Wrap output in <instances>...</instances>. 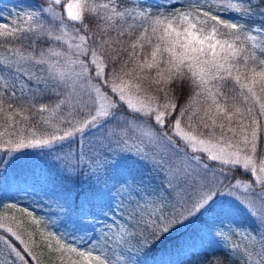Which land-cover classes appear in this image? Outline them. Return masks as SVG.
<instances>
[{
  "label": "snow or ice",
  "instance_id": "1",
  "mask_svg": "<svg viewBox=\"0 0 264 264\" xmlns=\"http://www.w3.org/2000/svg\"><path fill=\"white\" fill-rule=\"evenodd\" d=\"M61 5L64 14L57 11ZM223 13L247 19L243 23L229 20ZM89 14L104 24L111 22L113 28L117 20L121 27L127 24L129 36L140 27L129 45L131 51L124 46V31L105 39L108 29L97 24L96 32L89 35L90 25L85 23ZM259 14L264 17V10ZM255 15L252 0H204L171 17L153 15L142 5L118 10V5L92 0H41L36 7L10 12V19L0 23L3 44H18L31 34L67 47L66 51L49 48L38 56L8 47L7 55L0 58V72L12 81L9 85L0 77L4 88L0 115L5 127L20 124L15 117L36 107L38 100L52 101L40 102L38 107L40 120L50 130L41 134L28 128L27 136L7 141L0 132V189L8 184L18 195L31 187L27 177L34 176L35 169L24 163L26 150L55 151L65 145L79 146L87 136L92 140L87 152L65 154L70 160L66 179H80L87 188L71 212L67 198L56 201L70 232L49 231L44 217L15 202L5 203L3 194L0 208H18L31 217L41 234L46 232L55 241L50 251L68 254L71 264H113L106 251L113 242L127 249L120 264H161L157 259L161 255L169 258L165 264H227L222 257L205 260L195 249L198 242L212 240L213 235L227 242L226 222L237 206L251 213L249 197L264 203V156L257 158L264 126L256 112L258 107L259 117H264V40L251 34L264 36V20L250 29ZM0 19H5L2 13ZM137 20L143 24L137 25ZM145 45L151 48L150 59L143 52ZM125 54L129 59L117 69ZM129 61L134 67L125 70ZM152 71L155 76L146 74ZM229 80L239 88L237 95L224 91ZM146 81L164 94V103L158 95L147 93ZM173 84L180 87V95L187 87L183 104ZM29 95L31 99L26 100ZM16 100H26V104L17 108ZM199 112L203 116L198 131L192 120ZM186 115L189 130L184 126ZM23 121H28L26 115ZM135 165L147 167L157 179L162 175L163 180L154 184L150 178L138 179L132 174ZM237 172L248 180L230 179ZM117 185L121 186L116 192L119 199L113 208L110 193ZM254 186L261 191L256 192ZM109 212L113 217L117 212L121 215L106 226L103 243L100 237L95 242L83 236L67 239L94 231L91 221ZM15 223V217L0 216V230L7 234H0V242L13 258L8 264H30L27 257L36 260V254L23 234L13 229ZM113 225L117 226L115 240L110 235ZM226 250L231 257L236 246Z\"/></svg>",
  "mask_w": 264,
  "mask_h": 264
},
{
  "label": "rangeland",
  "instance_id": "2",
  "mask_svg": "<svg viewBox=\"0 0 264 264\" xmlns=\"http://www.w3.org/2000/svg\"><path fill=\"white\" fill-rule=\"evenodd\" d=\"M40 2L41 0H0V13H2L3 17L5 18L0 19V23L7 22L10 19V12H15L19 9L28 10L29 8L36 7L40 4ZM65 2H67V0H65ZM57 11L61 14H64L63 5L58 6ZM141 23L143 24V21H141L139 25H141ZM32 38L35 40V37ZM257 38L258 40H264V36H257ZM47 42L50 43V46L46 47L43 51H47L49 48H53L57 51H66V45L58 44L55 41ZM89 44L91 45L92 43L89 42ZM257 54L259 55V49H257ZM2 57H4V55H2L1 58ZM141 95H143V93H141ZM98 135L99 134H97V136ZM91 140L92 137L87 136L80 142L79 146L72 144L71 148H69L67 145H65L63 148L56 147L55 151H49L48 149H44L43 151L38 149L26 150L28 155L25 156L24 163L27 166L35 169V175H29L27 177V184L31 185V187H27L26 193L21 192L16 195L15 187L13 186L10 188L8 184H5L3 188L0 189V194L5 196L4 202H15L20 207H25L32 211L35 216L44 217L45 221L47 222V229L49 231L57 233L70 232V229L64 227V224L66 223V217L64 212L56 207V201L62 200L64 198L68 199L70 193L75 189L82 187L84 182L80 179H76L75 181L66 179V168L69 166L70 160L65 156V154L69 152L74 154H79L82 151L87 152L88 148L90 147ZM97 147L99 146L97 145ZM62 156H65V158L61 159ZM260 157L261 156H257L258 159ZM132 174L138 179L150 178L154 184H159V181L163 180L162 175L159 177V179H157L155 174L151 173L147 167L141 168L140 165H135L133 167ZM238 178L245 181L248 180L241 177ZM104 179L105 177L101 176V180ZM230 179L235 178L230 177ZM225 184H228V180L225 181ZM76 186L78 187L75 188ZM120 187V185H117L116 188L113 189L112 193H110V196L114 197V199L110 200L113 208L117 207L119 198L117 197L116 192ZM254 187L256 192L261 191L258 186ZM237 191L243 193V189H238ZM98 203L103 204L104 201H99ZM249 205L251 208V213L244 208L237 206V208L234 209L230 215L229 221L226 222L227 227L230 230L229 239L227 242L213 235L212 240L209 238V241L205 240L202 244L198 242L195 251L213 250L217 248L227 251L226 249H231L232 246L235 245L236 250L232 255L238 257L244 264H260V261L264 260V256L261 255L262 244H264V203L255 197H249ZM11 210L15 209L0 208V216H7L8 218L15 217L17 223L13 224V229L19 230L23 234L22 238L28 240L31 247L37 245V237L41 236L49 240L47 233L45 232L42 235L41 231L37 229V226L32 223L31 217L27 218L26 221L28 223L30 221V224L33 228H30L29 224H25L23 222L24 218H22L16 210L15 213L9 215ZM72 210L74 209L70 208L69 212ZM120 215V212H117L116 217H113L112 213L109 212L107 217H104L103 215L98 216L94 221H91L92 224L96 225L94 231H90L87 234H71L67 236V239L72 240L74 236H83L85 241L91 240L92 242H95V238L100 237L101 242L103 243L104 241L102 234L107 232L106 226L111 224L114 219L120 217ZM17 225L19 227H17ZM44 227V225L40 226L41 229ZM116 227V225H113V231L110 233L114 240L116 236ZM28 233L32 234L31 237L28 236ZM3 235L6 236V234ZM106 251H108L109 257L113 261V264H120L121 261L126 259L127 249L122 248L118 242H113L110 248L106 249ZM247 253H251V256L249 257ZM10 259L13 258L8 257L6 261H9ZM5 264H8V262ZM17 264H19V262H17ZM33 264H37V260H33Z\"/></svg>",
  "mask_w": 264,
  "mask_h": 264
},
{
  "label": "trees",
  "instance_id": "3",
  "mask_svg": "<svg viewBox=\"0 0 264 264\" xmlns=\"http://www.w3.org/2000/svg\"><path fill=\"white\" fill-rule=\"evenodd\" d=\"M93 3L96 4H104V3H109V4H115L118 5V10H124L125 8L128 9H135L137 7V5H142L144 7L149 8V10L153 13V15H163V16H168L171 17L175 14H177L178 12L181 11H186L189 9L194 8L195 6L202 4L204 2V0H92ZM209 2H213V0H209ZM215 2H219V0H215ZM252 7L254 9V11L256 12V15L252 18V20L254 22H249V28H258L260 25V22L262 20H264V17H262L259 13L261 12V10H264V3H259L258 0H252ZM245 9H247V4H245ZM223 18L225 19H229V20H234L237 22H245V20L247 19L246 17H244L243 15H237L235 13H223L222 14ZM132 21L129 20L128 23H131ZM141 22V20H137L136 23L137 25H139V23ZM85 23L90 25V31L88 34H93L96 32V25L97 24H103V26L105 28L108 29V35H105V39H108L109 36L112 38H115L117 33L119 31H124L125 32V36L123 37V42H124V46L125 47H129V45L131 44V42L133 40L136 39V37L139 35V32L142 30L140 27H137L134 30V34L129 36L127 34V24L123 25V27H121V22L119 20L116 21V27H110V23L108 24H104L103 21H100L97 18H94L92 15H86L85 16ZM142 24V23H141ZM98 34V33H97ZM251 34L256 35V36H261L259 32H251ZM90 43H93V41H89ZM153 43H155V41H153ZM50 43H48L46 41V39L44 38H36L35 40H33L31 34L28 35V37L26 39L21 40L18 44H3L2 42H0V58L2 55H7L6 49L8 47H13V48H19L21 51L28 53V52H33L35 55H39V53L41 51H43L46 47H49ZM129 51H131V48L129 47ZM137 51H139V49H137ZM143 52L145 55H148V58L150 59V52H151V48L148 47L147 45H145ZM143 58V57H141ZM129 59L127 54L124 55L123 59L117 63L115 65V67L117 69H119L120 65L123 64L124 60ZM134 67V64L132 61H129L127 68L125 70H130ZM149 74L150 76H155V72L152 71L151 73H146ZM0 77H4L6 80H8V84L11 85L12 81L11 79L8 77V74L6 72H0ZM156 85H150L149 82H145V88L147 90V93L149 95H158L159 96V102L160 103H164V94L161 93H157L156 92ZM172 88L176 90V94L179 95V103L183 104L185 99H187L188 96V91H187V87L184 86V94L180 95V87L177 86L176 84L172 85ZM257 92L259 93V88L257 87ZM4 88H3V82L0 81V92H3ZM11 88L9 87L8 92L5 93V100L7 101V96L10 93ZM224 91L226 93H228L229 95H237L239 92V88L234 86L233 82L231 80L226 81L225 82V86H224ZM17 95L19 96V91L17 92ZM31 96L29 95L26 100H30ZM26 100H16L14 101V106L19 108L22 107L26 104ZM43 102L45 104H51L52 101L50 100H44V101H37L36 107H30L28 108L25 112L22 113L21 116H16L15 119L17 121H21L20 124L12 126V127H5L3 125V116L0 115V132L4 133L3 136V140L7 141L8 139H18L20 135H24L27 136L28 135V128H32L35 131H37L38 133H43L45 130H50L47 129V126L44 125L43 121L40 120V116L41 113L38 111V107H39V103ZM239 103H243L242 101H238ZM201 107H203L201 105ZM244 107H247V105H244ZM191 112V109L189 110ZM257 112V116H258V120L259 123L264 126V117H259L258 113H259V109L257 107L256 109ZM26 115L28 117V121L24 122L23 121V116ZM43 115L45 117H47L49 114L47 112L43 113ZM203 116V112H199L197 113L196 116L193 117L192 120V124L197 126V130H200V126H199V120L200 117ZM187 124H188V117L187 115L184 117V126L187 130H189L187 128ZM21 129H23V131H21ZM10 132H15L16 135L10 136L9 133ZM264 155V131L261 132V138H260V149L258 152V156H263ZM244 178V179H248L247 176H242L240 172L235 173V177L233 178ZM78 186H76L75 188H77ZM87 188L84 184H82V187H79L77 189H75L73 192L70 193V196L68 198L69 204L71 205L72 209H76L78 206V198L80 197V194L83 193L84 191H86ZM76 202V204H75ZM75 204V205H74ZM22 218H24L23 222L25 224H29L30 228H33L29 223L26 221L27 218H30L29 216H27L25 213L20 212L18 209H15ZM15 210H11L9 212V215H11L12 213H15ZM1 234H6L3 232V230H0ZM37 234V233H36ZM7 237V234H6ZM14 239V238H13ZM36 242L37 245H35L34 247H30L32 248V250L35 252L36 254V260L37 262L41 263V264H71V261L69 259L68 254H64L61 255L58 252H54V251H50V247L51 248H55V241L51 240H47L44 237H37L36 238ZM18 244V241L16 242ZM200 253L201 258L205 259V260H211L214 257H222V258H226L227 259V264H244L238 257L231 255V257L228 256V252L225 251L224 249L221 248H217V249H213V250H201V251H197ZM11 258V256L8 254V250L6 248V246L0 242V263H7L8 261H6L7 258ZM72 258H75L74 255ZM27 259L30 261V264H33V260L31 259V257H27ZM158 261L161 262V264H165V262L169 259L168 257H165L163 255H161L160 257L157 258ZM179 259L184 260L185 257L181 256L179 257Z\"/></svg>",
  "mask_w": 264,
  "mask_h": 264
}]
</instances>
